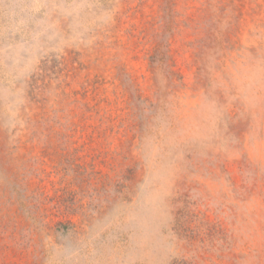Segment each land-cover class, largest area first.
Listing matches in <instances>:
<instances>
[{
	"label": "rangeland",
	"instance_id": "rangeland-1",
	"mask_svg": "<svg viewBox=\"0 0 264 264\" xmlns=\"http://www.w3.org/2000/svg\"><path fill=\"white\" fill-rule=\"evenodd\" d=\"M0 264H264V0H0Z\"/></svg>",
	"mask_w": 264,
	"mask_h": 264
}]
</instances>
